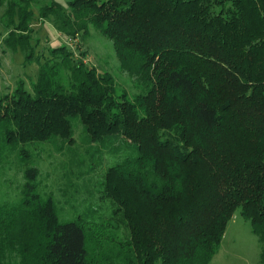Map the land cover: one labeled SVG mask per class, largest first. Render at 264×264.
Here are the masks:
<instances>
[{
	"label": "trees",
	"instance_id": "obj_1",
	"mask_svg": "<svg viewBox=\"0 0 264 264\" xmlns=\"http://www.w3.org/2000/svg\"><path fill=\"white\" fill-rule=\"evenodd\" d=\"M0 8L4 45L38 64L31 91L19 81L0 96V169L8 150L26 160L27 143L71 146L74 118L89 143L120 139L134 149L100 182L126 229L117 249L109 224L60 223L30 167L18 203H0V264H209L236 209L264 256V0H71L38 9L63 36L92 27L110 41L135 83L131 95L84 63L85 52L76 57L62 44L34 58L31 0H0Z\"/></svg>",
	"mask_w": 264,
	"mask_h": 264
},
{
	"label": "rangeland",
	"instance_id": "obj_2",
	"mask_svg": "<svg viewBox=\"0 0 264 264\" xmlns=\"http://www.w3.org/2000/svg\"><path fill=\"white\" fill-rule=\"evenodd\" d=\"M69 1L31 0L33 20L30 42L34 46V58H46L49 48L62 44L69 47L76 57L85 52V56H80H83L84 63L94 66L99 72L112 74L119 85L118 90L125 88L131 95L136 91L135 83L119 69L110 41L92 27L84 37L68 38L58 32L52 21L38 15V9L47 3L56 2L66 8ZM2 12L0 8V96L12 93L19 81L31 91L37 78L38 64L35 59L26 61L20 48L13 51L4 45L9 29L3 25ZM71 123L74 143L63 147L61 152H57L53 142H34L23 145L28 153L26 160L11 150L4 153L0 169V203H18L25 182L24 172L33 167L37 170L33 181L36 190L42 199H53L60 223L81 219L94 230L109 224V239L116 242L115 245L110 244L117 249L118 243L126 238V229L117 217L112 216L111 201L101 198L100 182L109 167L131 157L134 149L132 146L125 147L120 139L111 140L116 141L114 145L111 142L105 146L89 143L79 118L72 119ZM110 244L105 240L99 241V245L108 252ZM90 248L88 243L89 252ZM262 249L257 236L251 232L249 222L241 217L240 209H236L223 233L218 252L209 264H264Z\"/></svg>",
	"mask_w": 264,
	"mask_h": 264
}]
</instances>
